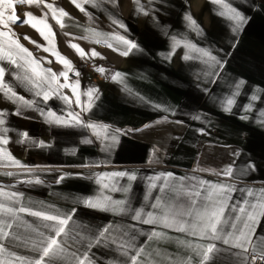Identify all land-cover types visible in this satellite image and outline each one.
Masks as SVG:
<instances>
[{
  "label": "crops",
  "instance_id": "crops-1",
  "mask_svg": "<svg viewBox=\"0 0 264 264\" xmlns=\"http://www.w3.org/2000/svg\"><path fill=\"white\" fill-rule=\"evenodd\" d=\"M138 45L143 48V40ZM70 64L73 71L68 73V80L70 83L79 81L81 102L88 100L87 96L82 95L83 92L90 88L98 89L99 99L87 112L77 106L76 96L69 88L62 89L61 93L69 98L70 105L56 96L45 104L42 96H35L33 91L26 95L29 88L11 74L22 70H17L9 62L0 63L10 70L6 72L4 82L26 100H35L40 108L45 111L51 109L65 118L71 111L79 113L85 122L109 125L112 130L119 129L118 142L105 149L90 129L49 125L32 108H23L19 116L12 115L17 105L0 93V110L9 113L3 127L10 129L6 134L9 143L0 145V148H4L22 165L34 169L26 173L24 169L11 165L7 159L0 160V187L21 193L22 203L34 209L43 206L59 209L63 213L77 209L72 225L74 236L109 225L128 230L130 234L134 231L136 245L144 247L151 254L148 259L159 264H170L174 259L192 255L191 250L179 244L178 240L207 242L158 225L140 224L132 219L135 210L154 211L151 205L159 197L165 196L159 190L163 180L155 181L157 188L149 192L150 178L172 173L176 189L182 183H194L186 178L195 177L196 180L203 179L212 184H232L237 189L254 190L253 197L241 191L231 193L230 205H239L243 200L257 203L258 198L264 195V74L229 75L231 71L225 68L226 74L219 76L218 83H210L217 77L210 75L212 70L202 63H140L138 66L118 63L114 71L108 70L106 74L98 70L102 63H92L95 70L83 73L75 70L77 67L74 63ZM40 66L51 69L57 75L58 83H65L64 78L59 76L65 71L63 65L40 63ZM117 73L121 75L114 82L112 77ZM240 79L246 83L232 113L227 114L223 112L220 100L231 94L234 83ZM252 95L260 99L251 102ZM250 102L253 110L245 113L242 106ZM245 115L249 118L241 119ZM201 130L204 134H201ZM24 131L29 135L21 144L18 141L24 139L20 135ZM86 139L92 142L86 144L83 142ZM41 142L44 146H41ZM251 162L255 163L256 170L249 172L246 166ZM229 166L234 170L231 178L222 175ZM114 172L134 174L137 179L128 181L126 177H115L104 181L110 186L114 184L117 191L102 189L96 183L102 173ZM76 173L81 176L70 175ZM62 175L65 179L57 184V178ZM37 179L41 182H22ZM129 186L131 191L125 193L123 187ZM101 192L113 200H124L128 212L117 214L90 209L81 202L86 198H95ZM166 199L169 203L173 200L188 202L187 196L177 197L175 191H169ZM227 211L232 214L230 209ZM23 218L29 223H41L28 215ZM255 227L257 235H264V217L259 218V224ZM152 231L164 233L165 238L149 241L147 234ZM13 250L23 256L35 255L25 249ZM68 250L75 249L69 246ZM92 251L100 264H106L104 257L108 260L122 259L107 248H94ZM236 259L235 256L220 253L215 264H229V261Z\"/></svg>",
  "mask_w": 264,
  "mask_h": 264
},
{
  "label": "snow or ice",
  "instance_id": "snow-or-ice-1",
  "mask_svg": "<svg viewBox=\"0 0 264 264\" xmlns=\"http://www.w3.org/2000/svg\"><path fill=\"white\" fill-rule=\"evenodd\" d=\"M70 2L81 12L85 11L83 5L78 0H70ZM85 3H91L93 6L97 5V0H84ZM111 2V0H108ZM210 3L219 5L224 11H218L217 14L227 18L232 22V31L239 32L243 25L247 23L245 17L236 8L231 7L225 0H209ZM15 4L35 5L48 9L51 17L56 24L63 28V18L68 14L63 10H59L46 0H0V28L8 29L10 24L29 25L36 30L39 35L47 42V47L36 45L41 50L55 56L58 63H62L65 71L59 74L63 77L65 83H58V77L51 69H43L40 62L36 61L32 54L19 43V40L13 38L14 33L10 31H0V61H8L17 70H22L18 73H11L20 84L33 91L35 96H42L43 101L47 104L48 100L53 96L59 97L70 105V100L67 96L62 95L61 90L69 88L74 96H76V104L82 111H89L94 104L98 89L90 88L82 95L88 97L87 102H81L78 89L80 87L79 81L70 83L68 80V73L73 71L70 62L58 53L54 48V33L51 25L47 22L48 13L42 12V16L37 18L31 13H25V18L21 20L13 9ZM6 12L9 14L6 15ZM145 15L148 13L145 12ZM188 26L192 30L198 31L200 34L202 30L197 22L190 16H185ZM113 24L117 27L127 31L126 25L121 24L118 19H112ZM70 35V34H67ZM167 35V34H166ZM29 42V37H24ZM113 39L126 46V50L120 54L127 57L134 50L139 51L140 46L122 35H115ZM172 55L175 50L184 46L191 51L199 54L198 58L203 59V63L207 64L212 70L210 75L216 76V80H211L210 83H218L219 76L222 75V70L225 67V62L218 60L216 56L212 55L207 49L197 47L187 41H181L176 37H171ZM99 42V41H97ZM112 47V45H108ZM77 55L81 58L86 57V53L76 44L70 43ZM91 55L93 57L98 54L93 50ZM187 54L183 59H190ZM51 63V61H46ZM6 70L0 65V93L3 97L17 105V108L12 115H21L23 108H32L39 112L44 118V122L49 125H57L63 127H84L92 131V133L101 141L105 149L111 148L118 142L119 129L112 130L109 125H100L85 122L81 119L79 113L69 112L68 118L63 115H57L53 110L40 108L35 100H26L19 95L13 87L4 82ZM103 73L104 69H100ZM30 73V74H29ZM79 76V73H75ZM120 73L113 75L112 79L116 82L117 76ZM245 81L240 79L234 83V90L231 94L220 100V105L223 112L231 114L234 106L237 103V98L241 95V89L245 85ZM260 97L252 95L251 102H255ZM248 103L242 106L245 113L253 110V104ZM7 110H0V145H7L9 140L6 134L9 132L8 127H3L6 124L5 117L8 115ZM247 115L241 119H248ZM264 126V121H262ZM201 134L203 130H201ZM24 138L18 141L23 144L28 138V132L20 133ZM84 143H91L90 140H84ZM41 146L43 142H41ZM235 155V154H234ZM7 159L11 165L22 168L26 173H31L34 169L30 166L22 165L18 160L14 159L4 148H0V160ZM88 166V165H84ZM99 166V165H97ZM247 171H255L256 165L254 162L249 163ZM11 176L12 173H7ZM74 176H81V174H70ZM223 176L231 178L234 175L232 166L223 170ZM127 178L128 181H135L136 175L126 172L102 173L97 179L96 183L102 189L109 191H117L115 185H109L104 181L109 178ZM65 179V176H59L56 180L60 184ZM174 174L166 173L160 176L150 178L149 192L157 188L155 181L163 180V184L159 186V190L165 193L157 199L156 203L151 207L154 211L145 212L143 209L135 210L132 219L144 225H158L164 229H170L178 233H182L188 237L195 238L197 241H206L207 243H193L191 240H178V243L190 249L192 255L187 258H178L170 261V264H215L218 254L225 253L229 257L235 256L237 259L229 264H257V262H264V235L256 234V225L259 224V218L264 217V195L258 198L257 203H252L250 200H243L239 205H230L229 200L232 199L231 193L241 191L246 193L249 197H253L254 190L252 189H237L232 184L216 183L212 184L206 180H196L195 177L186 178L194 183L183 184L179 189L174 185ZM24 183H40V180L22 181ZM125 193L131 191V187H123ZM169 191H175L176 196L182 195L188 197L187 203L173 200L171 203L166 199ZM147 199V197H145ZM164 201V203H161ZM83 205L90 209L101 210L112 213H127L128 208L125 206L124 200H113L111 196L104 195L102 192L95 198H86L81 201ZM231 210V215L227 210ZM159 210V211H155ZM77 209H72L69 213H63L59 209H50L43 206L38 209L22 203V194L17 192H9L0 187V264H100L93 253L94 248H107L109 251H115L122 259L117 260L113 258L108 260L107 257L103 259L106 264H159L158 261L150 260L144 247H139L135 243V232L129 233L128 230H121L112 225L98 228L95 231L83 234L77 233L73 235L72 225L73 217ZM28 215L37 218L41 223H29L23 217ZM149 241L155 238H165L162 232L152 231L147 234ZM218 245H223L220 247ZM71 246L74 251H69ZM13 249H25L31 251L35 255L23 256ZM236 249L237 251H233ZM159 255V253H156ZM144 257V259H141Z\"/></svg>",
  "mask_w": 264,
  "mask_h": 264
},
{
  "label": "rangeland",
  "instance_id": "rangeland-1",
  "mask_svg": "<svg viewBox=\"0 0 264 264\" xmlns=\"http://www.w3.org/2000/svg\"><path fill=\"white\" fill-rule=\"evenodd\" d=\"M46 2L68 14L63 18V28L56 24L49 10L42 5L37 7L15 4L9 11L14 10L21 20L25 18V13H31L37 18L42 16V12L48 13L47 22L55 34L54 48L70 63H74L76 71L80 70L82 73L95 70L92 63H102L98 69H104L101 74H106L108 70L114 71L118 63H131L136 66L140 63L205 64L203 59L206 58H198V53L183 45L172 55L171 37H176L182 42L187 41L207 49L218 60L224 61L222 74H226L225 68L231 71L229 75L264 74V0H225L248 18L247 23L236 33L232 31V22L217 14L224 9L209 0H97L98 6L78 0L85 9L83 12L70 0ZM145 12L148 14L145 15ZM7 14L9 13L6 12ZM186 15H190L197 22L203 34L189 28ZM112 19H118L121 24L126 25L127 31L113 24ZM0 31L14 33L13 38L18 39L36 61L44 65L50 64L46 61L58 63L55 56L36 46L48 45L31 26L10 24L8 29L0 28ZM115 35H122L137 44L143 40V48L134 50L125 57L120 53L126 50V46L114 40ZM24 37H29L36 44ZM70 43L78 45L87 54L86 57L77 55L69 47ZM93 50L98 56L91 55ZM186 54L191 58L183 59ZM31 93L30 90L26 91V95ZM1 104L0 100V106Z\"/></svg>",
  "mask_w": 264,
  "mask_h": 264
},
{
  "label": "built area",
  "instance_id": "built-area-1",
  "mask_svg": "<svg viewBox=\"0 0 264 264\" xmlns=\"http://www.w3.org/2000/svg\"><path fill=\"white\" fill-rule=\"evenodd\" d=\"M257 264H264V262H259V261H258Z\"/></svg>",
  "mask_w": 264,
  "mask_h": 264
}]
</instances>
